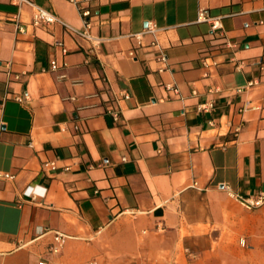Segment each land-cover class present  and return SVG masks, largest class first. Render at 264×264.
I'll return each mask as SVG.
<instances>
[{
    "label": "crops",
    "instance_id": "0c3cea01",
    "mask_svg": "<svg viewBox=\"0 0 264 264\" xmlns=\"http://www.w3.org/2000/svg\"><path fill=\"white\" fill-rule=\"evenodd\" d=\"M33 1L91 39L0 0V264H264V0Z\"/></svg>",
    "mask_w": 264,
    "mask_h": 264
},
{
    "label": "built area",
    "instance_id": "2783aa9c",
    "mask_svg": "<svg viewBox=\"0 0 264 264\" xmlns=\"http://www.w3.org/2000/svg\"><path fill=\"white\" fill-rule=\"evenodd\" d=\"M13 2L18 5L21 6L23 4H26L28 6L31 7L32 9V17H31V21L30 24L34 27H38V26H47L56 22H60L62 23L69 31L90 40L91 36L89 34V29H90V20H89V15H90V11L88 9H81V15L83 17V21H84V28L82 30H78L75 29L73 27H71L70 25L64 23L60 18H58L56 15L52 14L51 12L45 10L44 8L38 6L37 4L34 3L33 0H13ZM13 22L15 23L16 26V30L17 32H24L26 29V26L20 21L18 15L13 16L12 18ZM197 21H206L209 22L211 24V28L212 29H217L220 27V23H219V19L218 18H212L209 17L206 12L204 10H200L198 13V17H197ZM157 27L154 23L152 22H148L146 27L144 28V30L142 32L139 33H135L134 36L137 37V39H140V36L142 33L144 32H151L154 33L156 32ZM61 45V43H58ZM152 45H156L155 42L151 43ZM62 51L65 53L66 49L63 47ZM130 56H133V52H129ZM158 60L164 64V67L160 68V69H164L166 68L165 63L167 60V54L165 52H162L159 57ZM58 67L57 62L55 60H52L50 62V66H49V70H55ZM20 77L19 74H15L14 78L18 79ZM257 83L256 80H252L248 82V86H254ZM174 90H176L174 88ZM129 95L128 94H124V98H128ZM15 99L17 101H21L22 98L19 96H16ZM1 101H0V105H1ZM213 107V102L212 101H208L204 104H201L199 106V109L202 110H209ZM108 113L111 114L114 118V120L118 119V110H116L115 108L113 109H109ZM44 166H50L52 168L55 167L54 162H49V163H45ZM4 178H13V175L8 174V173H3L1 175ZM23 195L26 197H34L35 195H37L36 193V189L35 187H30L27 186L25 188V190L23 191ZM240 202L241 204L246 208V209H255L260 207L261 205H264V193L259 194L258 196L255 197H241L240 198ZM66 237L64 234L56 232L54 234L53 237V241L52 243L48 246V253L55 255V254H59L66 242ZM39 264H49V261L47 259H42Z\"/></svg>",
    "mask_w": 264,
    "mask_h": 264
},
{
    "label": "rangeland",
    "instance_id": "374dc122",
    "mask_svg": "<svg viewBox=\"0 0 264 264\" xmlns=\"http://www.w3.org/2000/svg\"><path fill=\"white\" fill-rule=\"evenodd\" d=\"M61 253V252H60ZM59 253V254H60ZM56 255H58V254H56ZM86 264H97V263H95V259H91V260H88L87 262H86Z\"/></svg>",
    "mask_w": 264,
    "mask_h": 264
}]
</instances>
